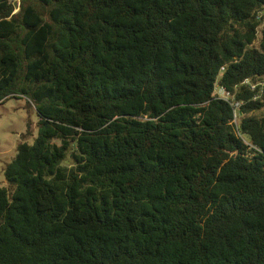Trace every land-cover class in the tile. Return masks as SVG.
Listing matches in <instances>:
<instances>
[{"label":"trees","instance_id":"1","mask_svg":"<svg viewBox=\"0 0 264 264\" xmlns=\"http://www.w3.org/2000/svg\"><path fill=\"white\" fill-rule=\"evenodd\" d=\"M14 94L0 264H264V0H0Z\"/></svg>","mask_w":264,"mask_h":264},{"label":"rangeland","instance_id":"2","mask_svg":"<svg viewBox=\"0 0 264 264\" xmlns=\"http://www.w3.org/2000/svg\"><path fill=\"white\" fill-rule=\"evenodd\" d=\"M38 120L26 95H10L0 102V187L6 186L4 169L16 156L19 143H32L34 137L38 136ZM28 123H31L33 137L24 136Z\"/></svg>","mask_w":264,"mask_h":264},{"label":"built area","instance_id":"3","mask_svg":"<svg viewBox=\"0 0 264 264\" xmlns=\"http://www.w3.org/2000/svg\"><path fill=\"white\" fill-rule=\"evenodd\" d=\"M14 2H16L17 6H19V0H14ZM19 7L15 10V13L18 11ZM220 94L222 97L227 98V94H225L224 92L220 91Z\"/></svg>","mask_w":264,"mask_h":264}]
</instances>
